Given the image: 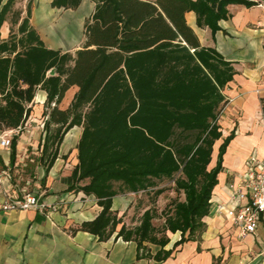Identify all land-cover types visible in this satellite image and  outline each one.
I'll return each instance as SVG.
<instances>
[{"label":"trees","instance_id":"1","mask_svg":"<svg viewBox=\"0 0 264 264\" xmlns=\"http://www.w3.org/2000/svg\"><path fill=\"white\" fill-rule=\"evenodd\" d=\"M13 1L3 4L0 25ZM94 1L95 10L84 24V45L74 55L44 45L29 26V5L18 28L20 35L0 39L4 101L0 130L21 126L36 89L45 90L50 109L44 113L37 161L46 175L64 134L74 125L81 126L71 188L94 195L101 206L78 229L107 239L120 222L111 209L115 195L152 192V203L164 191L158 181L170 179L184 197L172 201L161 229L180 232L176 245L198 240L222 170V156L233 137L230 132L223 138L215 165L208 168L213 144L222 135L218 115L227 102L222 90L236 71L215 48L200 45L185 13L194 11L197 25L207 26L214 35L219 20L229 15V4L250 6L254 1ZM79 2L52 0V5L75 8ZM71 87L77 90L69 105L60 108ZM262 110L264 116V100ZM15 140H11L10 164L15 160ZM154 217L155 210L147 207L138 225L122 224L116 236L135 241L138 256L143 255L145 242L159 245L154 257L160 262L171 251L164 249L169 237L157 235Z\"/></svg>","mask_w":264,"mask_h":264},{"label":"crops","instance_id":"2","mask_svg":"<svg viewBox=\"0 0 264 264\" xmlns=\"http://www.w3.org/2000/svg\"><path fill=\"white\" fill-rule=\"evenodd\" d=\"M253 1L250 6L229 4V15L219 20L220 29L214 35L207 26L197 25L194 11L185 13L186 23L200 45L215 48L236 71L222 90L227 99L218 117L222 135L213 144L208 168L215 165L223 138L230 132L233 137L222 156V170L212 189L209 213L202 218L205 229L200 238L176 245L180 232L167 231L169 241L164 249L171 253L166 259L158 262L152 256H138L135 241L116 235L122 224L128 227L126 212L135 196L139 198L146 194L144 191L120 193L112 198L111 209L117 212L120 222L107 239L100 240L97 235L78 229L82 222L92 220L101 206L94 195L71 188V173L78 162L76 145L82 131L81 126L74 125L64 134L47 174L44 175L40 164L36 166L40 178L38 200L47 207L0 210V264H264V226L239 237L232 219L215 212L216 204L229 201V185L238 183L246 157L254 154L264 158V5ZM6 2L0 1V10ZM95 4L94 0H80L75 8H64L53 6L52 0H14L0 25V39H8L11 33L20 35L18 28L29 5V26L46 47L61 52H69L71 48L76 51L84 45V24L94 12ZM76 90L77 87H71L66 91L64 108ZM45 101L46 91L37 88L32 101L26 105L29 113L24 124L12 128V138L16 139L13 164L28 147L40 146L41 153L44 133L40 126L44 127L47 117L44 113L48 108ZM3 102L0 94V104ZM10 152L11 145L0 147L2 167L13 165ZM147 246L152 255L160 249L157 244Z\"/></svg>","mask_w":264,"mask_h":264},{"label":"built area","instance_id":"3","mask_svg":"<svg viewBox=\"0 0 264 264\" xmlns=\"http://www.w3.org/2000/svg\"><path fill=\"white\" fill-rule=\"evenodd\" d=\"M257 1L258 5H264V0ZM12 134L13 129L0 132L1 148L11 145ZM229 191V201L216 204L215 212L232 219L237 236L244 237L264 226V158L254 154L247 156L238 183L230 184ZM0 193V210L5 212L27 208L43 210L47 207L38 200L39 193L15 186L7 164L0 165Z\"/></svg>","mask_w":264,"mask_h":264},{"label":"rangeland","instance_id":"4","mask_svg":"<svg viewBox=\"0 0 264 264\" xmlns=\"http://www.w3.org/2000/svg\"><path fill=\"white\" fill-rule=\"evenodd\" d=\"M81 46V45H80ZM74 49H69V52L74 55ZM50 107V105H49ZM60 108L65 107L64 100L61 101L59 104ZM50 108H47L45 111L48 112ZM222 109H220L219 115L221 114ZM27 117V116H26ZM26 118L24 119V121ZM24 121L22 125L24 124ZM10 128H4L1 129L7 130ZM40 129H42V133L44 127L40 126ZM31 151H35L40 153V146L38 148L34 147H28L27 149L23 150L22 157L20 159H17L13 165H11V174L13 177V183L17 188H23L27 191H30L32 193H38V190L40 189V186H37V182L39 183L40 178H38L37 174V160L39 154H33ZM158 187H164V192L160 194L157 197L155 196V201L151 203V198L154 196L152 195V192H150L148 195L143 194L139 198L135 196V200L132 203L131 208L128 212H126V223L128 225V228H132L139 224L140 221V213L146 208V207H152L155 210V217L153 219V224L157 228V235H163L165 233L167 235V231L163 232L161 229V226L164 223L165 220V212L170 208V205L172 204V201L176 198L183 199L184 195L182 192L178 193L174 189V185L172 180L170 179H163L161 181H158ZM138 201H141L138 203ZM149 244H154L150 242H145L143 249L140 250V252L145 256H152L154 259L155 254L150 253V248L147 246ZM159 250V249H158ZM157 250V251H158ZM156 260V259H155ZM157 261V260H156ZM159 262V261H158Z\"/></svg>","mask_w":264,"mask_h":264},{"label":"water","instance_id":"5","mask_svg":"<svg viewBox=\"0 0 264 264\" xmlns=\"http://www.w3.org/2000/svg\"><path fill=\"white\" fill-rule=\"evenodd\" d=\"M49 72H50V73H53V69H51Z\"/></svg>","mask_w":264,"mask_h":264}]
</instances>
